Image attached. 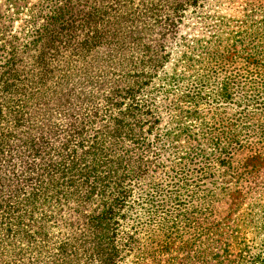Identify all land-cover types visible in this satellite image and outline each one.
Masks as SVG:
<instances>
[{
  "label": "trees",
  "instance_id": "trees-1",
  "mask_svg": "<svg viewBox=\"0 0 264 264\" xmlns=\"http://www.w3.org/2000/svg\"><path fill=\"white\" fill-rule=\"evenodd\" d=\"M212 1L0 0V264H264V13Z\"/></svg>",
  "mask_w": 264,
  "mask_h": 264
},
{
  "label": "rangeland",
  "instance_id": "rangeland-1",
  "mask_svg": "<svg viewBox=\"0 0 264 264\" xmlns=\"http://www.w3.org/2000/svg\"><path fill=\"white\" fill-rule=\"evenodd\" d=\"M206 1V0H205ZM211 2L213 3L214 1H212L211 0ZM257 2L258 3H262V4H260V10H259V16L261 17V14L262 13H264V0H257ZM226 14V15H229V13H231V14H235V11H234V9L232 8V7H225V6H221L220 8H219V6H213V7H209L208 5L204 8V10H202V12L200 13V15H202V16H200V17H202V18H204V17H206V16H215V15H220V14ZM196 14H197V12H196ZM193 21H195V20H193ZM17 25H19V22H16L15 23V27L17 26ZM231 26H233V24H230L229 25V27H231ZM237 28L236 27H234V28H232L231 30H236ZM189 30H190V28H189ZM220 30H221V32H223L224 33V35H226L227 34V32L229 31V28H227L225 25H223V26H221V28H220ZM185 32H187L186 30H185ZM182 33V31L180 30V32H179V34H181ZM248 42H250V40L248 39V40H245L244 41V43H243V45H247L248 44ZM259 45V46H258ZM256 49L258 50V49H260V52H261V54H264V38H261L260 39V42H258L257 43V45H256ZM233 52H231V54H232ZM230 54V55H231ZM247 61H249V60H247ZM247 63V62H246ZM252 66H255V65H252V64H249V67L248 68H251ZM261 70H262V68H261ZM263 73H264V69H263ZM260 90H262V88L260 89ZM250 91V90H249ZM262 163H264V161L262 162ZM259 180V179H258ZM259 181H261V183H264V175H261V177H260V180ZM243 185H244V190H246V189H248L249 190V188H248V186L247 185H245V183H243ZM233 187V186H232ZM259 187H261V184H258L257 185V188H259ZM239 194V193H238ZM245 194L247 195V197H249V199H250V195L245 191ZM240 196L239 197H241V199L238 197V195H237V193L236 192H234V191H232L231 193H230V198L233 200L234 198V204L232 203V205L230 206V210H231V212L229 213V214H227V211H226V202L224 201V200H226V195L224 196V199L222 200V201H220V203H222L223 205H222V207H224V211H221L220 213L218 212L219 211V208H218V206H214V208H215V211H214V215H213V219H214V221H219L221 224H222V231H226L227 230V225L229 224V225H232V224H234L236 221H237V219H238V217H239V213H240V208H241V205H242V196H241V194H239ZM228 202V201H227ZM124 226V229H126V230H129L128 229V226H129V223L128 222H126V218L124 219V224H123ZM146 243H147V245H149V243H148V241H146ZM127 252H128V250L126 249L125 250V252H123L122 253V255H124V259L121 261V262H119V264H133V262L131 263V261L129 260H127V256H125L126 254H127ZM170 254L172 253V255H180L179 253V249H178V245L177 244H174V245H171V249H170V252H169ZM167 254L168 253H166L165 255H164V252L162 253H160L159 254V263L160 264H166V257H167ZM151 262H150V259L149 258H147V259H144V261H142L140 264H150Z\"/></svg>",
  "mask_w": 264,
  "mask_h": 264
}]
</instances>
